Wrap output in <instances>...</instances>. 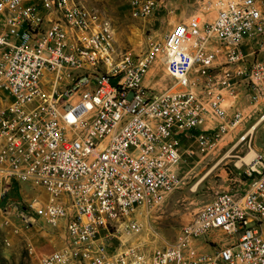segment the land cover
I'll return each mask as SVG.
<instances>
[{
    "label": "built area",
    "instance_id": "2783aa9c",
    "mask_svg": "<svg viewBox=\"0 0 264 264\" xmlns=\"http://www.w3.org/2000/svg\"><path fill=\"white\" fill-rule=\"evenodd\" d=\"M190 1L187 21L110 67L115 30L94 10L83 12V40L74 4L0 0V196L15 183L33 191L21 211L16 202L7 209L60 242L50 252L30 248L40 264H264L261 158L246 191L217 192L174 241L162 243L152 228L184 158L209 144L210 130L244 125V100L264 99V0ZM168 4L141 0L138 13Z\"/></svg>",
    "mask_w": 264,
    "mask_h": 264
},
{
    "label": "rangeland",
    "instance_id": "374dc122",
    "mask_svg": "<svg viewBox=\"0 0 264 264\" xmlns=\"http://www.w3.org/2000/svg\"><path fill=\"white\" fill-rule=\"evenodd\" d=\"M79 1L110 22L115 30L116 54L121 58L144 53L149 42L164 37L174 25L187 21L195 10L190 0H169L166 12L157 10L155 14L144 17L138 13L141 0ZM161 75L165 80L164 72ZM242 105L246 118L244 125L223 134H219L217 129L210 130L207 135L209 144L198 148L191 157L184 158L177 170L178 189L156 211L151 221L162 243L174 241L180 229L217 192L241 193L249 188L255 176L248 174L249 167H237V162L238 157L245 156L251 146L262 156L264 163V121L254 134L240 142L264 117V99L258 103L244 100ZM229 153L232 157L226 158ZM33 196L27 183H15L4 200L0 196V264H40L37 255L29 254L30 248L37 253L50 252L60 244L45 226L35 223L27 227L21 219L15 221L11 216L13 213L17 216L18 211L13 207L7 209L9 203L16 202L21 211L20 205L24 207Z\"/></svg>",
    "mask_w": 264,
    "mask_h": 264
},
{
    "label": "bare ground",
    "instance_id": "6f19581e",
    "mask_svg": "<svg viewBox=\"0 0 264 264\" xmlns=\"http://www.w3.org/2000/svg\"><path fill=\"white\" fill-rule=\"evenodd\" d=\"M73 30L75 33H78L83 40H90V30L88 26L85 24V14L83 12H87L88 8L82 4L79 0H64V7L73 8ZM81 52H89L88 44H80ZM113 52L114 57L110 60V67H123V65H128L131 62L133 56L121 58L120 55L116 54L115 50V40L113 41ZM149 83V81H148ZM264 121V117L260 122L247 133V135L241 139L240 142H244L248 136L254 134V130H256L257 126L260 125ZM240 144V143H239ZM232 157L231 153L227 154L226 158ZM262 156L258 154V152L252 146L249 149V152L242 157H238L239 161L237 162V167L241 168L243 166H251ZM195 188V187H194ZM124 198L132 199V189L124 190ZM143 208L146 211H151L153 209V203L150 201V198H143ZM132 218L133 211H125L124 213V221L123 228L132 227ZM80 264H88V260H80ZM191 264H198V261H191Z\"/></svg>",
    "mask_w": 264,
    "mask_h": 264
},
{
    "label": "crops",
    "instance_id": "0c3cea01",
    "mask_svg": "<svg viewBox=\"0 0 264 264\" xmlns=\"http://www.w3.org/2000/svg\"><path fill=\"white\" fill-rule=\"evenodd\" d=\"M11 216L13 217V219L15 220V221H20V219L18 218V216H16V214H11ZM23 222V221H22ZM24 223V222H23Z\"/></svg>",
    "mask_w": 264,
    "mask_h": 264
}]
</instances>
